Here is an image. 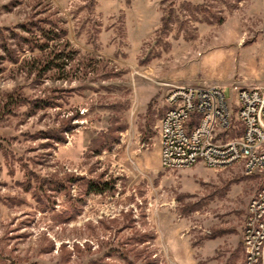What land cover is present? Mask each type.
I'll use <instances>...</instances> for the list:
<instances>
[{"label": "rangeland", "instance_id": "rangeland-1", "mask_svg": "<svg viewBox=\"0 0 264 264\" xmlns=\"http://www.w3.org/2000/svg\"><path fill=\"white\" fill-rule=\"evenodd\" d=\"M233 84L264 86V0H0V264H245L260 175L161 163L171 89Z\"/></svg>", "mask_w": 264, "mask_h": 264}, {"label": "built area", "instance_id": "built-area-1", "mask_svg": "<svg viewBox=\"0 0 264 264\" xmlns=\"http://www.w3.org/2000/svg\"><path fill=\"white\" fill-rule=\"evenodd\" d=\"M177 85L167 96L160 125L161 163L177 169L203 162L215 168L241 164L260 175L243 224L245 264H264V86Z\"/></svg>", "mask_w": 264, "mask_h": 264}, {"label": "trees", "instance_id": "trees-1", "mask_svg": "<svg viewBox=\"0 0 264 264\" xmlns=\"http://www.w3.org/2000/svg\"><path fill=\"white\" fill-rule=\"evenodd\" d=\"M163 21L168 25L170 19L169 16H163ZM37 22H34V24ZM38 24V23H37ZM41 24V23H40ZM53 29H49V30H43V35L44 37H47L45 44H39L38 47L41 49H45L46 46H49V41L52 39H55L56 37H53L52 33L53 31L55 32L56 30ZM55 35H57V33H55ZM68 44V42H66ZM58 50L55 51H50L49 55L46 56L47 59L41 61L39 64L40 70L44 69H49V68H53V67H65L68 64V61L60 64L58 61L61 60L63 57L65 58H70L71 55L70 54H65V52L63 53H58ZM39 62V61H37ZM107 188H109L107 182H97L96 184H90V189L97 191V192H104Z\"/></svg>", "mask_w": 264, "mask_h": 264}, {"label": "crops", "instance_id": "crops-1", "mask_svg": "<svg viewBox=\"0 0 264 264\" xmlns=\"http://www.w3.org/2000/svg\"><path fill=\"white\" fill-rule=\"evenodd\" d=\"M213 85V84H212Z\"/></svg>", "mask_w": 264, "mask_h": 264}]
</instances>
